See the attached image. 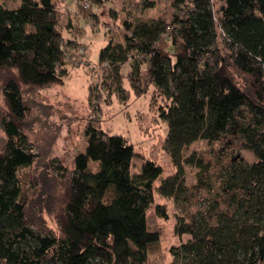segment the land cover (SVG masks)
I'll return each instance as SVG.
<instances>
[{"label": "trees", "instance_id": "1", "mask_svg": "<svg viewBox=\"0 0 264 264\" xmlns=\"http://www.w3.org/2000/svg\"><path fill=\"white\" fill-rule=\"evenodd\" d=\"M83 1L91 4H74ZM60 2L20 0L10 7L0 0L6 109L0 118V264H148L159 241L146 214L158 179L160 195L178 204L189 194L195 202L177 215L175 231L187 239L170 247L171 264H264V0H171L169 20H123L122 42L110 40L99 52L101 89L121 101L151 86L158 92L164 148L176 172L162 177L161 167L146 160L132 175V145L90 122L72 169L54 166L61 189L53 229L36 218L29 174L20 171L38 157L23 131L29 110L23 91L60 84L67 73L74 42L58 29ZM141 3L143 9L154 5ZM90 90L89 106L97 111L103 99ZM198 140L219 143V150L208 158L185 156ZM186 165L197 169L191 186L184 184Z\"/></svg>", "mask_w": 264, "mask_h": 264}, {"label": "rangeland", "instance_id": "2", "mask_svg": "<svg viewBox=\"0 0 264 264\" xmlns=\"http://www.w3.org/2000/svg\"><path fill=\"white\" fill-rule=\"evenodd\" d=\"M63 16L58 29L65 39H71L70 50L66 55L67 73L60 84L45 88L23 91L27 101L23 131L34 145L38 157L29 168L22 169L21 174H29L31 186L28 202L38 206L36 218L46 227L57 229L53 210L58 206V193L61 179L54 173V166L70 170L74 156L82 151L86 144L85 127L92 122L103 130L122 135L132 145L135 157L131 163L132 175L140 171L144 161L150 160L162 169V177L176 172L169 155L164 148L167 126L159 117V109L164 105L163 98L151 86L142 96H135L132 91L126 101L118 95L100 86L99 52L110 40L122 42L125 18H157L169 20L173 14L171 0H152L153 7L142 8L141 0H90L87 9H82L74 0H59ZM20 0H9L7 4L15 7ZM219 5L218 2H216ZM127 68L123 69L125 74ZM4 73L0 72V118L5 114L2 94ZM124 89L130 90L126 79ZM100 92L102 102L99 111L91 110L89 93ZM5 142L0 127V148ZM219 143L209 144L198 140L184 152H192L208 158L219 150ZM240 155L251 161L252 155L241 151ZM95 168V164L92 165ZM184 184L191 186L196 181L197 169L184 166ZM154 183L153 203L147 209L148 230L159 233V241L151 246L148 253V264H171L170 247L187 239L175 231L177 215L183 210L194 208V199L187 194L179 203L173 198L160 195Z\"/></svg>", "mask_w": 264, "mask_h": 264}, {"label": "built area", "instance_id": "3", "mask_svg": "<svg viewBox=\"0 0 264 264\" xmlns=\"http://www.w3.org/2000/svg\"><path fill=\"white\" fill-rule=\"evenodd\" d=\"M78 4H80V6L82 7V9H87L90 6L89 3L85 2V1L80 2Z\"/></svg>", "mask_w": 264, "mask_h": 264}]
</instances>
